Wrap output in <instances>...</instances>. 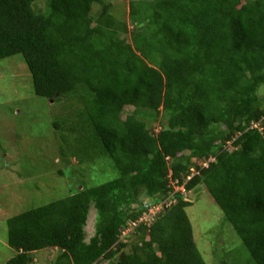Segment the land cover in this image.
<instances>
[{
    "label": "trees",
    "instance_id": "1",
    "mask_svg": "<svg viewBox=\"0 0 264 264\" xmlns=\"http://www.w3.org/2000/svg\"><path fill=\"white\" fill-rule=\"evenodd\" d=\"M38 1L0 0V60L22 55L35 93L70 107L54 123L66 162L117 176L10 218L6 264L45 249L52 264H207L181 185L205 186L264 264V0H132V44L107 0Z\"/></svg>",
    "mask_w": 264,
    "mask_h": 264
},
{
    "label": "rangeland",
    "instance_id": "2",
    "mask_svg": "<svg viewBox=\"0 0 264 264\" xmlns=\"http://www.w3.org/2000/svg\"><path fill=\"white\" fill-rule=\"evenodd\" d=\"M130 1L107 0L115 6L113 11L117 17L128 22V41L132 44L136 28ZM38 4L44 7L46 0H39ZM99 8L94 6L93 15H97ZM133 109L126 108L127 112ZM70 111L65 102L35 93L32 74L22 55L0 60V264H6L16 254L8 243L10 218L66 198L77 188L95 186L117 176L109 161L81 163L72 157L71 162H66L60 156L61 139L54 123ZM154 126L159 129L158 122ZM64 134L73 136L67 130ZM175 189L185 192L181 186ZM185 194L192 201L186 212L206 263L218 264L225 259L232 264H248L251 261L248 249L207 188L198 186ZM151 210L156 213L158 208ZM96 216L97 210L93 208L86 226L87 241L95 233ZM129 232L128 229L125 234ZM57 255L58 250L38 251L33 264H52ZM113 261L102 260L96 264Z\"/></svg>",
    "mask_w": 264,
    "mask_h": 264
},
{
    "label": "clouds",
    "instance_id": "3",
    "mask_svg": "<svg viewBox=\"0 0 264 264\" xmlns=\"http://www.w3.org/2000/svg\"><path fill=\"white\" fill-rule=\"evenodd\" d=\"M191 179V177H188V180H190ZM181 187L185 190V186L184 185H181ZM185 192H186V190H185ZM184 192V193H185ZM188 200V199H187ZM166 205V204H165Z\"/></svg>",
    "mask_w": 264,
    "mask_h": 264
},
{
    "label": "built area",
    "instance_id": "4",
    "mask_svg": "<svg viewBox=\"0 0 264 264\" xmlns=\"http://www.w3.org/2000/svg\"><path fill=\"white\" fill-rule=\"evenodd\" d=\"M151 211H152V210L150 209V212H149V214H150V215H154V214H155V212H154V213H151Z\"/></svg>",
    "mask_w": 264,
    "mask_h": 264
}]
</instances>
